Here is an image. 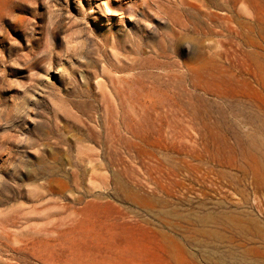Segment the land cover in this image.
Segmentation results:
<instances>
[{"label":"rangeland","instance_id":"obj_1","mask_svg":"<svg viewBox=\"0 0 264 264\" xmlns=\"http://www.w3.org/2000/svg\"><path fill=\"white\" fill-rule=\"evenodd\" d=\"M0 264H264V0H0Z\"/></svg>","mask_w":264,"mask_h":264}]
</instances>
